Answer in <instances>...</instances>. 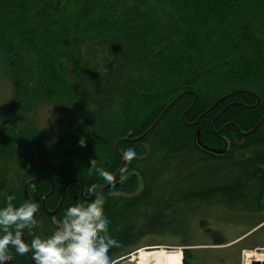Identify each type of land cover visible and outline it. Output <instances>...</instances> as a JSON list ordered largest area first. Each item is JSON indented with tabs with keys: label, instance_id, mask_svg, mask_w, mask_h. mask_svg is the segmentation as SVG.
<instances>
[{
	"label": "trees",
	"instance_id": "1",
	"mask_svg": "<svg viewBox=\"0 0 264 264\" xmlns=\"http://www.w3.org/2000/svg\"><path fill=\"white\" fill-rule=\"evenodd\" d=\"M0 68V206L37 203L26 242L96 197L112 262L173 232L183 206L264 210V0H0ZM44 105L56 119L41 128Z\"/></svg>",
	"mask_w": 264,
	"mask_h": 264
},
{
	"label": "clouds",
	"instance_id": "2",
	"mask_svg": "<svg viewBox=\"0 0 264 264\" xmlns=\"http://www.w3.org/2000/svg\"><path fill=\"white\" fill-rule=\"evenodd\" d=\"M85 142L83 137L79 140L81 146ZM135 157L134 149L123 153L125 161ZM97 172L105 184L112 183L108 172ZM90 190L94 191L95 185ZM15 200V194L10 193L0 206V264L14 260L12 250L21 256L28 254L33 264H112L110 249L120 242L110 232V219L102 211L101 198L68 206L50 235L36 234L30 242L23 238V232L37 225L38 205L31 199L18 204Z\"/></svg>",
	"mask_w": 264,
	"mask_h": 264
},
{
	"label": "rangeland",
	"instance_id": "3",
	"mask_svg": "<svg viewBox=\"0 0 264 264\" xmlns=\"http://www.w3.org/2000/svg\"><path fill=\"white\" fill-rule=\"evenodd\" d=\"M10 97V82L4 78L0 68V118L9 104ZM33 119L41 128L51 126L56 119L54 107L41 106ZM202 169L203 167L199 168ZM204 174L205 177L202 176V179H208L209 173ZM184 176L187 179L190 174L185 172ZM183 207L181 216L172 226L173 232L167 229L163 233L143 236L138 240L142 247L130 255L114 260L112 264H118L126 257L145 251L175 252L180 255L181 264L185 249H189L191 253L193 251L198 259L197 264H264V250L260 252L255 250L256 247H264V222L256 225L264 217L263 214L225 208L217 205L215 199L202 207H197L195 204L193 207ZM212 232L222 236L224 241L229 243L212 245ZM186 241L192 245L185 247L181 244Z\"/></svg>",
	"mask_w": 264,
	"mask_h": 264
},
{
	"label": "bare ground",
	"instance_id": "4",
	"mask_svg": "<svg viewBox=\"0 0 264 264\" xmlns=\"http://www.w3.org/2000/svg\"><path fill=\"white\" fill-rule=\"evenodd\" d=\"M180 255L169 251L139 252L133 254L137 264H180Z\"/></svg>",
	"mask_w": 264,
	"mask_h": 264
},
{
	"label": "water",
	"instance_id": "5",
	"mask_svg": "<svg viewBox=\"0 0 264 264\" xmlns=\"http://www.w3.org/2000/svg\"><path fill=\"white\" fill-rule=\"evenodd\" d=\"M53 191V187L51 189V192ZM255 250L257 252L263 251L264 247H256ZM185 264L184 259L181 258V264ZM7 264H13V262H7ZM118 264H137V259L134 258L133 256L126 257L123 260H121Z\"/></svg>",
	"mask_w": 264,
	"mask_h": 264
},
{
	"label": "flooded vegetation",
	"instance_id": "6",
	"mask_svg": "<svg viewBox=\"0 0 264 264\" xmlns=\"http://www.w3.org/2000/svg\"><path fill=\"white\" fill-rule=\"evenodd\" d=\"M258 214H263L264 215V210H262L261 212H259ZM185 247H187V246H185ZM184 247V248H185ZM222 260H224V258H221ZM184 261H185V264H190L189 263V260H187L186 258L184 259ZM13 262V264H16L15 262H14V260L12 261ZM33 262V261H32Z\"/></svg>",
	"mask_w": 264,
	"mask_h": 264
}]
</instances>
